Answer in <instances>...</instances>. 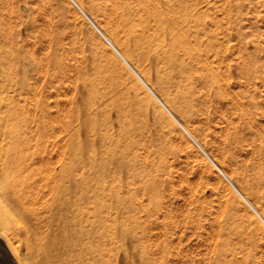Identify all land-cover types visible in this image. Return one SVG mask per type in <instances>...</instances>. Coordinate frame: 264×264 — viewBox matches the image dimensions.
<instances>
[{"label": "bare ground", "instance_id": "1", "mask_svg": "<svg viewBox=\"0 0 264 264\" xmlns=\"http://www.w3.org/2000/svg\"><path fill=\"white\" fill-rule=\"evenodd\" d=\"M171 1L117 0L122 10H111L127 30V38L122 40L98 5L89 2L85 8L93 17L102 18L107 35L75 0L70 2L87 23L66 0H45L50 17L46 33L53 49L47 63L59 72L66 67L74 71L80 91L77 117L82 119V126L87 122L92 132H99L98 136L93 135V141L99 139L101 148L98 152L93 150L91 156V163L101 170L96 173L95 186L67 155L60 154L53 161L48 150L49 126L41 123L36 113L32 114V108L16 99V89L25 80L18 66L24 56L18 55L11 34L0 20V232L7 231L14 238L15 250L7 241L20 264H163L154 263L151 257L149 261L146 239L138 236L137 226L122 219L120 210L107 203L97 185L106 182L107 167L115 163L118 178L137 177L142 187L155 196L162 186L158 187V182H162L158 181L157 172L163 171L157 162L167 163V157L183 154L188 165L193 155L176 125L232 186L175 116L188 120L191 105L182 90H170L169 73L173 70L176 76L186 74L195 64L180 63L183 57L202 53L195 44L198 28L194 30L186 24L185 10L169 6ZM2 2L0 10L9 0ZM144 29L149 38L144 37ZM138 45L146 49L136 53L134 48ZM150 56L160 66L157 70L143 66L142 60ZM126 58L140 67L143 77L164 101ZM42 65L47 64L39 62ZM136 147H143L147 157L141 159ZM80 162L86 163L84 157ZM202 170H194L198 177L195 188L192 181L187 185L195 193L201 187L209 188V198L197 193L193 199L199 212L209 208L216 225L219 242L215 264H234L226 256L237 251L242 253L244 264L252 263L257 252L264 261V227L253 214L263 224L264 219L234 185L232 188L246 207L235 194L224 193L226 186L220 178L214 180ZM195 214L197 218L200 215Z\"/></svg>", "mask_w": 264, "mask_h": 264}, {"label": "rangeland", "instance_id": "2", "mask_svg": "<svg viewBox=\"0 0 264 264\" xmlns=\"http://www.w3.org/2000/svg\"><path fill=\"white\" fill-rule=\"evenodd\" d=\"M2 1L6 2L0 0V4ZM66 1L87 23L70 0ZM75 1L107 35L103 29L102 18L93 17L85 8L89 2L98 5L117 35L122 40L127 38V30L112 15L111 8L122 10V5L117 0ZM169 3V6L184 9L186 24L193 26L194 30L198 28V41L195 44L202 53L201 56L183 57L180 63L195 64L186 74L176 76L173 70L169 73L170 90H182L184 96L187 95L186 99L188 98L185 101L191 105L188 120L174 114L232 186L247 198L264 219V0H172ZM9 4L6 2L1 8L0 20L4 29L11 34L18 55L24 56L18 66L20 76L25 80L16 89V99L20 104L24 103L32 108V114L36 113L40 122L49 126L48 150L50 149L49 154L54 159L52 160L55 162L60 154L67 155L66 158L95 186L96 173L101 170H98L96 163H91V156L93 150L98 152L101 148L99 139L93 141V135L98 136L99 132H92L87 122L82 126V119L77 117L80 91L74 71L66 67L63 72H59L54 65L47 63L53 49L51 38L46 33L50 17L45 0H9ZM138 12L143 14L142 11ZM144 34L145 38H149L147 29L143 30ZM135 48L136 53H142L146 49L141 45ZM118 49L123 54V50ZM146 59L142 60L146 68L151 67L154 71L160 67L152 56ZM126 60L164 101L143 77L140 67L128 58ZM39 62L47 65L39 66ZM67 63L72 64V61ZM165 72L163 70L164 74ZM176 127L184 140H188L186 142L189 143L193 155L189 166L184 161L183 154L167 157V165L161 160L157 162L159 168H163L161 173L157 172V178H160L158 181L162 182H158V187L163 186L158 189L161 192L158 191L155 196L150 195L141 182L139 183L141 180L134 176L128 179L126 176L118 178L115 163L107 167L104 175L106 182L99 183L97 188L105 194L107 203L122 212L124 221L137 226L138 236L144 237L148 243V259L151 257L154 263L163 261V264H215L219 242L216 225L212 223L209 208L199 212L193 199L197 197V193L200 197L209 198V188L201 187L195 193L187 184L191 181V186L198 184L194 170L196 167L198 171L202 168L212 179H221L218 180L226 186H223L224 193L231 192L243 204L244 201L195 143L181 128L177 125ZM135 152L141 159L147 157L143 147H136ZM83 157L86 163L81 165ZM192 164L194 170L191 168ZM244 205L246 207V203ZM247 208L252 213L248 206ZM194 212L197 215L200 213L198 218ZM253 216L264 227L258 217L255 214ZM0 233L10 240L15 250L16 242L11 234L7 231ZM258 254L257 252L250 264H264ZM226 257L234 264H244L239 251L229 252Z\"/></svg>", "mask_w": 264, "mask_h": 264}, {"label": "water", "instance_id": "3", "mask_svg": "<svg viewBox=\"0 0 264 264\" xmlns=\"http://www.w3.org/2000/svg\"><path fill=\"white\" fill-rule=\"evenodd\" d=\"M0 264H20L18 257L8 243L7 239L0 233Z\"/></svg>", "mask_w": 264, "mask_h": 264}]
</instances>
